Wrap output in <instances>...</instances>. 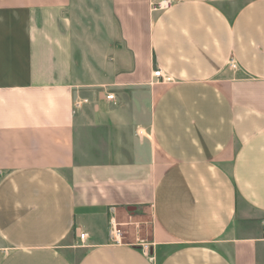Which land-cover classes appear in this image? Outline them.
<instances>
[{"label":"crops","instance_id":"1","mask_svg":"<svg viewBox=\"0 0 264 264\" xmlns=\"http://www.w3.org/2000/svg\"><path fill=\"white\" fill-rule=\"evenodd\" d=\"M161 1L0 0V264H264V0Z\"/></svg>","mask_w":264,"mask_h":264},{"label":"built area","instance_id":"2","mask_svg":"<svg viewBox=\"0 0 264 264\" xmlns=\"http://www.w3.org/2000/svg\"><path fill=\"white\" fill-rule=\"evenodd\" d=\"M169 1L168 0H164V1H161V2H158L156 5H152V9L153 10H159V9H162L164 7H166L168 5ZM229 66L232 68V69H236L237 68V63L235 62V60L233 58H230L229 61ZM152 75L154 77H160L162 80L165 79L164 75L162 74V71L160 68L154 70L152 72ZM106 98L109 99V100H114L115 99V94L113 92H108L106 94ZM82 104L81 101H77L75 103V106L76 107H79L80 105ZM263 225H264V222H263ZM110 235L112 236V239L115 240V241H120L121 238H122V234L121 232L117 229V224L114 222V221H110ZM86 236V233L84 232H80L78 234V237L80 240H83Z\"/></svg>","mask_w":264,"mask_h":264},{"label":"rangeland","instance_id":"3","mask_svg":"<svg viewBox=\"0 0 264 264\" xmlns=\"http://www.w3.org/2000/svg\"><path fill=\"white\" fill-rule=\"evenodd\" d=\"M232 70H236V69H232ZM132 209L129 211L133 212ZM117 219H118V222H123V221L128 222L130 220L142 222V224L139 227V230H138V228H136L135 226H132V225L119 226L120 224L117 222V224H119L118 227H123L124 231L127 230V233L125 234L126 235L125 239H127V240L131 239L132 236L134 235V233H136V231H139V233L142 236L149 234V230H150L149 213H142L141 215L139 213H118Z\"/></svg>","mask_w":264,"mask_h":264},{"label":"water","instance_id":"4","mask_svg":"<svg viewBox=\"0 0 264 264\" xmlns=\"http://www.w3.org/2000/svg\"><path fill=\"white\" fill-rule=\"evenodd\" d=\"M132 208H134V207H129L128 209L131 210ZM132 210H133V209H132Z\"/></svg>","mask_w":264,"mask_h":264}]
</instances>
